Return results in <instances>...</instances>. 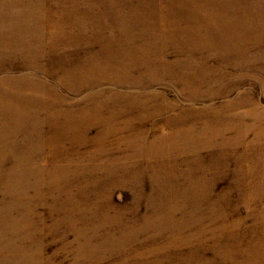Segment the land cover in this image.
Here are the masks:
<instances>
[{
  "label": "rangeland",
  "instance_id": "rangeland-1",
  "mask_svg": "<svg viewBox=\"0 0 264 264\" xmlns=\"http://www.w3.org/2000/svg\"><path fill=\"white\" fill-rule=\"evenodd\" d=\"M0 264H264V0H0Z\"/></svg>",
  "mask_w": 264,
  "mask_h": 264
}]
</instances>
